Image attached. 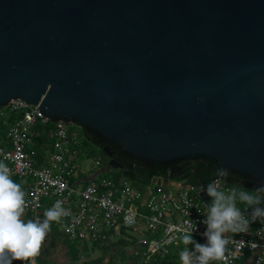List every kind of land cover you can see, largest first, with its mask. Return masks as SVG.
I'll return each mask as SVG.
<instances>
[{
	"label": "water",
	"instance_id": "95a60500",
	"mask_svg": "<svg viewBox=\"0 0 264 264\" xmlns=\"http://www.w3.org/2000/svg\"><path fill=\"white\" fill-rule=\"evenodd\" d=\"M16 98L134 156H210L264 182V0H0V106Z\"/></svg>",
	"mask_w": 264,
	"mask_h": 264
},
{
	"label": "built area",
	"instance_id": "2783aa9c",
	"mask_svg": "<svg viewBox=\"0 0 264 264\" xmlns=\"http://www.w3.org/2000/svg\"><path fill=\"white\" fill-rule=\"evenodd\" d=\"M50 121L52 151L40 155L35 146L38 128ZM0 122L6 130L0 136V162L9 167L11 178L23 187L25 212L32 220L42 221L44 212L59 201L69 214L54 221V225L68 240L80 247L86 243L108 246L129 241L127 248L142 264H151L155 254L168 255L184 246L181 237L189 224L196 228L193 238L205 242L201 221L207 212L205 205L211 201L201 191V186H207L205 182L194 185L178 178V184H163L155 176L137 187L120 177L83 178L79 175V158L85 151L78 146L79 135L71 131L78 121L51 119L38 105L16 98L0 106ZM84 181L87 183L81 185ZM211 181H218L225 191L235 188L217 176ZM242 188L235 189L244 191ZM237 207L245 206L238 202ZM227 236L225 259L213 264H237L249 252H257L252 264H264V225L256 222L246 232ZM35 264L43 263L36 257Z\"/></svg>",
	"mask_w": 264,
	"mask_h": 264
},
{
	"label": "clouds",
	"instance_id": "9594fccd",
	"mask_svg": "<svg viewBox=\"0 0 264 264\" xmlns=\"http://www.w3.org/2000/svg\"><path fill=\"white\" fill-rule=\"evenodd\" d=\"M215 175L226 178L228 171L221 166ZM201 191L211 198L206 203L207 212L201 221L205 230L201 234L204 243L197 242L192 233L195 225L189 224L181 240L185 248L179 253L181 264H213L225 259L228 233L246 232L256 222L264 225V182L251 191L235 188L225 191L218 181L201 186ZM25 193L19 183L11 178L9 167L0 162V264H12L14 260L35 264L52 222H59L68 215L61 202H56L44 212V219L25 221ZM243 204V209L237 203ZM193 245L189 250L188 245Z\"/></svg>",
	"mask_w": 264,
	"mask_h": 264
},
{
	"label": "trees",
	"instance_id": "16d2710c",
	"mask_svg": "<svg viewBox=\"0 0 264 264\" xmlns=\"http://www.w3.org/2000/svg\"><path fill=\"white\" fill-rule=\"evenodd\" d=\"M78 124L83 129L84 139L91 140L95 145L98 146V148L104 144V142H105L103 139L104 136L100 132H98L92 128H89L87 126L81 125L79 122H78ZM38 129L41 130V128H38ZM44 133L45 132H43L42 130L40 131V135L36 139L37 142L43 141V139L45 137ZM89 133L91 134V136ZM111 142L119 150L117 157L122 159L119 161V159L116 158L119 162H121L122 164H125L126 160L133 158L132 163L135 166H137V165H140V166L144 165L145 166V162L148 161V159H144L140 156H134L131 153L127 152L126 150H123L118 144L114 143V141L111 140ZM124 159H126V160L124 161ZM173 160L175 163L180 164V167H181V170L176 175V177L179 179H181V178L186 179L188 181V183H191L194 185H199V184H202L204 182L206 184H208L209 181L214 176H216L215 175L216 170L220 168L216 159L213 157H210V156L202 155V156L196 157L194 160H186L185 158H175ZM151 161H155V160H151ZM126 163H128V162H126ZM167 168H169V165H167ZM132 169H135V168H132ZM145 170H147V171H142L141 169H139L138 171L136 170L140 176L142 173H147L146 177L142 179L143 182H145V180L149 179L150 177H152L154 175L155 166L153 165V162H152V165H150V167H148V168L146 167ZM235 171H237V170H235ZM233 186L237 189L241 188L237 184H233ZM242 189L244 191H246L245 188H242ZM209 203H210V201H209ZM27 220H29V217H27ZM49 232L53 233V236H57L59 234V230L54 225V222L51 223V229ZM66 241L68 242L69 247H70L73 264H102V257H97V258L91 257V259L90 258L87 260L84 259L83 261L78 262L77 249H75L76 248L75 245L73 243L69 242L68 240H66ZM126 242L121 240V241L117 242L116 245H113L117 249V251L120 250V258H122V261L125 264H142V260L138 256H133V255L129 254V249L127 248L128 245H124ZM99 247L101 248V251L104 252L105 246H99ZM187 247L190 248L191 244L188 245ZM184 248H185V245L184 246L181 245L179 247H176L173 250H171L168 255L155 254L150 258V263L151 264H166V262L168 260H171L174 264H181L180 258H179V253ZM110 249H114V248H110ZM89 256H90V253H89ZM111 263H114V261L110 257L106 264H111Z\"/></svg>",
	"mask_w": 264,
	"mask_h": 264
},
{
	"label": "rangeland",
	"instance_id": "374dc122",
	"mask_svg": "<svg viewBox=\"0 0 264 264\" xmlns=\"http://www.w3.org/2000/svg\"><path fill=\"white\" fill-rule=\"evenodd\" d=\"M51 128H53L52 121L43 126L41 130L47 133ZM71 131H74L79 135V137L77 138L78 146L85 151V155L79 158V163L81 165L79 175H82L86 178L90 175H92L93 177H109L112 179H118L120 177V171L117 169H103L104 167H106L107 159L101 154V151L97 145H95L91 140L84 139L83 129L81 126H72ZM5 134L6 130L4 127H2L0 122V136H3ZM52 140L53 139H49L46 142L45 147L47 148V150H49V148L51 147ZM173 179H177V177ZM129 182L132 185L138 187L144 185V183L140 182L138 179ZM86 183L87 181H84L83 183H81V185H84ZM169 188L173 189L174 186L169 185ZM246 191L250 190L246 189ZM23 219L26 221V218L24 216ZM128 243L130 242L127 241L124 245H128ZM116 244L117 242L107 244L109 246H106L104 252H102L100 249H97L95 251L94 248L96 245L91 243L84 244L82 248L84 250H87V259H91V257H102V264H106L111 257V259L114 261V263L111 264H123L124 262L122 261V258H120V250L117 251L116 249L115 251H113L111 249H108L109 247L111 248V246L114 247L113 245ZM37 258L43 264H73L69 244L60 232L57 236H53V233L51 232L47 234L41 247L40 254L37 256ZM12 264H29V261L14 260Z\"/></svg>",
	"mask_w": 264,
	"mask_h": 264
},
{
	"label": "flooded vegetation",
	"instance_id": "af4514ba",
	"mask_svg": "<svg viewBox=\"0 0 264 264\" xmlns=\"http://www.w3.org/2000/svg\"><path fill=\"white\" fill-rule=\"evenodd\" d=\"M90 136H91V134H90ZM103 139L105 141L104 144L105 143L110 144L116 149L117 152H116L115 158L119 159V161L122 160V159L117 157V154H118L119 150L115 147V145L111 142V140L106 138V137H104ZM125 160L126 159H124V161ZM151 160H153V159H148V161L145 162V166L147 168L150 167V165H152V162H153V165L155 166V170H157V169H166V170H168L169 169L171 174L173 173L172 171H174V170H177V169H179V171L181 170L180 164L175 163L173 159L165 160V161H156V160L155 161H151ZM126 162H128V163H126ZM126 162H125L124 165L127 168H130V169L135 168V169H132V170L136 173V179H138V180L141 179L142 180L143 178L146 177L147 173H142L141 176L137 173V171L139 169H141L142 171H147V170H145L146 167L144 165L135 166L132 163L133 162V158H130V159L126 160ZM167 165H169V168H167ZM224 168L227 169V171H228V173L230 175L235 176V177H237L240 180H244V181H246L247 183H249L252 186H256L257 187L258 184L261 183V181L259 179H257L256 177L252 176L251 174L238 172V171H235V170L227 168V167H224Z\"/></svg>",
	"mask_w": 264,
	"mask_h": 264
},
{
	"label": "crops",
	"instance_id": "0c3cea01",
	"mask_svg": "<svg viewBox=\"0 0 264 264\" xmlns=\"http://www.w3.org/2000/svg\"><path fill=\"white\" fill-rule=\"evenodd\" d=\"M42 128V127H41ZM51 130V129H50ZM50 130L47 132V133H44V139H43V141L42 142H37V140H35V146L39 149V153H40V155H42V154H44L45 152H50V151H52V145H51V147L49 148V150H47V148L45 147V144H46V142L49 140V139H52L50 136H49V132H50ZM41 131V130H40ZM52 143H53V140H52ZM46 149V151H44ZM105 168V167H104ZM81 177H83V178H86V177H84V176H82V175H80ZM93 176L92 175H90V176H88L87 178L89 179V178H92ZM178 179V178H177ZM140 182H143L141 179L139 180ZM149 181V179H147V180H145V182H143V183H146V182H148ZM159 181V180H158ZM163 182V184H167V181H162ZM170 182H172V183H177L178 182V180H176V179H173V180H170ZM178 184V183H177ZM21 185V184H20ZM22 187V186H21ZM138 187V186H137ZM22 189H23V187H22ZM24 217L26 218V220H27V217H29V219H32V217H31V215L29 214V213H27V212H25L24 213ZM31 217V218H30ZM43 219H44V217H43ZM58 229V228H57ZM60 232V231H59ZM61 233V232H60ZM62 234V233H61ZM62 236L66 239V240H68L63 234H62ZM69 242H71V243H73L74 245H75V249H77V257H78V262H81V261H83L84 259L85 260H87V250H84L82 247L84 246H82V247H80L77 243H75V242H72V241H70V240H68ZM104 248H106V246L104 247ZM111 248H114V249H111V250H115L116 248L115 247H111ZM97 249H100L101 250V248L98 246V245H96L95 246V248H94V250L96 251ZM108 249H110V247L108 248ZM129 254L131 255V253H130V251H129ZM257 254V252H249V253H247V255H246V257L245 258H243L242 260H240V261H238L237 262V264H252V261H253V258H254V256ZM131 262V261H130ZM167 264H174L172 261H168V263Z\"/></svg>",
	"mask_w": 264,
	"mask_h": 264
}]
</instances>
